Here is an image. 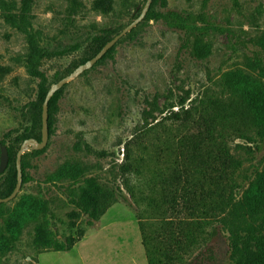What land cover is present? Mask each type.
Listing matches in <instances>:
<instances>
[{"label":"rangeland","instance_id":"obj_1","mask_svg":"<svg viewBox=\"0 0 264 264\" xmlns=\"http://www.w3.org/2000/svg\"><path fill=\"white\" fill-rule=\"evenodd\" d=\"M145 1L0 0V140L14 151L22 133L40 135L31 69L49 86L89 56L95 37H113L133 21ZM263 30L264 0H152L109 55L63 86L44 150L24 151L29 180L0 205V237L19 224L0 264H231L228 234L201 200L209 183L194 146L214 102L239 74H253L248 61L264 67ZM219 134L238 161L231 188L238 197L264 167V138L249 142L231 127ZM62 166L83 175L74 180ZM87 177L107 194L96 220L75 205ZM37 201L46 202L59 238L75 237L70 250L34 247Z\"/></svg>","mask_w":264,"mask_h":264},{"label":"trees","instance_id":"obj_2","mask_svg":"<svg viewBox=\"0 0 264 264\" xmlns=\"http://www.w3.org/2000/svg\"><path fill=\"white\" fill-rule=\"evenodd\" d=\"M98 6L101 4L99 3ZM111 38L95 37V44L91 47L89 56L83 58L80 63L73 64V69L93 57ZM257 44L264 52V30L258 36ZM113 47L109 48L98 61L109 55ZM247 66L253 74H239L227 87L228 95L220 103L214 102L208 110V116L203 123L204 129L201 131L202 134H199V141L194 146L195 155L193 156L203 164L204 172L208 177V189L204 191L201 200L208 199V212L219 218V222L228 234L231 264H264V167L255 174L240 196H234L231 188L235 184L234 168L237 167L238 161L226 145L218 142L219 132L229 127L239 132V137L247 139L249 142H253L256 138H264V82L262 81L264 67L256 61H248ZM30 72L39 78V103L34 105L32 115L40 119L41 122L42 102L49 86L46 85V77L40 70L33 68ZM62 89L63 87L57 90L48 101V133L51 124L50 117L58 108L59 94ZM184 101L181 99L179 105H182ZM173 117L178 119L179 113L173 112ZM10 133L11 131H8L4 138ZM40 137L41 132L35 139L40 140ZM28 138L34 137L31 133H22L18 137L21 143ZM0 144H5V140H0ZM202 146L208 150L203 149ZM19 147L20 144L13 151L11 145L7 146L8 164L5 168L7 173L3 176V189L0 185V197L8 196L15 186V158ZM43 150L44 148L34 149V152L39 154ZM11 163L12 166L9 167ZM21 167L22 182H26L29 180V176L25 174L22 161ZM66 170L70 173L69 177L74 180L83 175V172L76 167L62 166L60 168L63 173ZM1 176L2 172H0V178ZM84 182L85 187L79 191L75 205L89 218L96 220L109 206L106 202L107 194L99 187L94 177H87ZM227 186L229 188H226ZM0 205H3V202ZM31 207L35 212L38 210L41 213V222L33 239L34 247L54 251L70 250L76 239L72 234L59 238L49 228L46 202L37 201ZM193 210L195 214L198 208ZM18 226L19 224L8 225L7 235L0 237V253L14 249ZM174 246L182 247V242H177ZM151 260L150 258V263Z\"/></svg>","mask_w":264,"mask_h":264},{"label":"water","instance_id":"obj_3","mask_svg":"<svg viewBox=\"0 0 264 264\" xmlns=\"http://www.w3.org/2000/svg\"><path fill=\"white\" fill-rule=\"evenodd\" d=\"M152 0H146L143 5L141 12L139 15L130 23H128L119 33L114 35L109 41H107L101 49L90 59L86 60L84 63L79 64L76 68H74L70 73L61 77L55 82L50 83L48 91L45 95V98L42 102L41 109V137L40 140L35 138L25 139L20 145L19 149L16 152L15 158V168H16V183L12 190V192L6 197H0L1 202H8L16 197L18 191L22 185V155L26 149H42L46 146L48 140V101L51 96L60 88H62L65 84L73 80L82 72L90 69L106 52L109 48L114 46L116 42L124 36L127 32H129L138 22H140L143 17L146 15V12L149 8V5ZM8 164V150L5 144L0 145V172H3Z\"/></svg>","mask_w":264,"mask_h":264}]
</instances>
